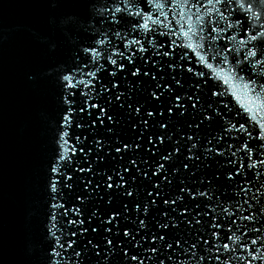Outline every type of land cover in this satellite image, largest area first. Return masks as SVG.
<instances>
[{"label": "snow or ice", "instance_id": "obj_1", "mask_svg": "<svg viewBox=\"0 0 264 264\" xmlns=\"http://www.w3.org/2000/svg\"><path fill=\"white\" fill-rule=\"evenodd\" d=\"M146 3L157 10L155 18L154 14L139 8L135 0H103L99 8L94 0H67L66 6L84 13L91 11L100 16V24L108 23L116 27L96 30L94 23H89L88 29H92L95 39L89 46H82L73 53L75 65L59 77L65 90L61 99L66 107L60 120L56 162L50 166L52 175L48 179V188L53 200L57 196L63 198L65 189L68 193L80 186L82 189L74 197L78 203L71 206L50 204V207L62 209V218L69 214L75 218L65 219V224L72 226L71 231L61 228V234L57 235L51 228L48 229L52 237L47 252L49 264H68V261L88 264L92 257L109 264L110 258L117 255L126 264L132 261L143 264L144 258L131 253L127 245L160 253L158 264H165V260H172L168 250L175 252L181 244H188L183 238L185 229L190 228L193 222L201 223L197 216L209 215L206 211L208 203L198 201V197L211 201L212 185L221 180L230 183L237 177H244L246 182L251 183L240 171L241 168H247L255 176L261 175L254 170L258 165L264 166V117L249 115L243 123L225 120L228 105L220 107L221 101L212 99L222 96V93L212 89L205 91V84L209 82L207 74L194 72L183 62L189 60V51H192L197 61L204 62L209 69L213 65L207 60L230 64L231 78L241 81L243 90L260 98L264 94V0H206V3L205 0H146ZM217 5H221L223 10ZM181 6V11L176 12V8ZM165 7H171L175 13L169 21L172 27H168L167 32L149 27L148 20L158 26L162 23L160 17L168 19ZM201 10L208 18L201 15ZM104 13L108 16L105 17ZM213 13L216 19L211 18ZM177 16L179 19H176ZM233 16L235 19L229 22ZM137 17L144 22L140 23ZM189 21L195 23L196 31H193V23ZM220 22H224L225 26L221 27ZM65 23L70 25L75 21L69 16ZM129 23V31H122L121 25ZM233 29L242 37L238 46L231 49L226 45L218 47L216 42L222 38L221 34ZM140 30L154 33L145 38L148 47L140 38L126 39L130 33ZM177 31L184 37H194L203 43H198L195 49L191 43L185 45L189 51L176 57L175 48L181 45L171 37H175ZM110 35L122 41V45L114 44ZM157 36L169 37L167 45L158 42ZM227 38L230 41L236 39L235 35ZM229 55H232L231 61ZM181 73H189L195 79ZM77 95L82 97L79 106L75 99ZM246 111L251 112L247 108ZM76 116L80 119L75 120ZM221 121L230 126L220 124ZM72 127L87 129L89 134H71ZM233 131L240 135L231 136ZM226 136L240 142L228 144L226 148L213 146L214 142L219 145ZM70 141L72 146L67 147ZM253 141L258 142L255 147L251 143ZM239 152H243L244 157L235 167L237 161L232 157ZM78 153L83 154L82 165H77L73 159ZM137 156L140 158L136 159ZM221 157L226 160L223 171ZM141 164L146 167L141 168ZM75 172H90L96 179L81 177L80 185H74ZM141 180L149 185V189L145 190L149 199L143 202L135 199L139 188L133 189V185ZM240 191L246 189L241 188ZM119 197L133 198L134 211L144 217L150 215L151 210H157L153 227L161 231L142 236L141 232L148 229V223L140 217H137L135 233L128 227L121 228V216L129 220L127 203H123L122 210L112 209L111 212L99 207L90 209L86 203L96 200L111 206ZM253 199L260 206L253 210L249 205L248 209H244L248 215H243L241 219L259 222V218L264 217V203L258 197L253 196ZM193 205L197 211L195 215H189ZM202 208L205 210L200 211ZM221 212L230 217L235 215L223 207ZM49 219L55 220L56 217L50 216ZM230 223L235 224L236 221L233 219ZM209 226L212 229L223 228L218 220ZM229 231L231 234L225 232L224 238L236 246L204 239L203 243L209 245L204 249L208 255H200L198 264L205 259L218 264H232L233 260L243 264H254L256 261L264 264V251L261 250L264 249V238L256 235L244 241L235 231ZM252 231L260 233L262 229L253 224ZM211 235L217 240L220 238L217 231H212ZM143 241L150 247H145ZM157 241L162 247L156 246ZM196 248L197 242L189 246L192 258L197 257ZM213 248L215 255L212 254ZM189 249L180 248V251L188 253ZM69 250L71 255H68ZM237 252L239 256L235 255Z\"/></svg>", "mask_w": 264, "mask_h": 264}, {"label": "water", "instance_id": "obj_2", "mask_svg": "<svg viewBox=\"0 0 264 264\" xmlns=\"http://www.w3.org/2000/svg\"><path fill=\"white\" fill-rule=\"evenodd\" d=\"M94 2L99 8L102 6L103 0H94ZM135 3L139 8L154 14L153 18L158 15L155 7L149 6L146 0H135ZM66 4L67 0L65 2L64 0H0V264H49L47 252L52 243V237L49 235L48 229L51 228L57 235L61 234V228H64L65 231L73 230L72 226L65 224V219L75 217L69 214L68 217L62 218L60 215L62 209L50 207V204L64 203L71 206L73 203H78L74 197L82 189V186L77 187L72 193H68V190L65 189L66 194L63 198L57 196L55 200L51 199L52 194L48 188V179L52 175L50 166L56 162L60 120L66 107L61 99L65 90L59 82V77L70 71L75 65L73 53L78 52L82 46H89L91 41L95 39L92 35V29H88L89 23H94L96 30H107L110 27L115 29L116 26H110L108 23L100 24L98 22L100 16L91 11L84 13L77 8L68 7ZM182 7H177L176 12L181 11ZM216 7L223 10L221 5ZM183 10L187 12L186 8ZM164 11L168 13V19L160 17L162 23L158 26L148 20L149 27L162 32H167L168 27H172L169 21L172 20L175 13L171 11V7H165ZM201 15L208 18L204 10H201ZM69 16L73 17L75 23L70 25L65 23ZM104 16L107 17L108 13H104ZM211 18L216 19L214 13ZM136 19L140 23L144 22L139 17ZM176 19L179 17L177 16ZM234 19L235 16L230 17L229 22ZM188 23H193V31H196L195 23L192 21ZM220 26L224 27V22H220ZM121 28L122 31H129L130 23L121 25ZM206 34L205 31L204 35ZM151 35L154 33H145L140 30L138 33H130L126 39L130 40L136 37L145 42V38ZM232 35H235V41H230L227 38ZM221 37L216 45L218 47L226 45L229 49L237 47L242 38L235 29L222 33ZM110 39L117 45L123 43L111 35ZM156 39L158 42L167 45L169 37L157 36ZM171 39H176L177 43L181 45L175 48L176 57L184 51H189L184 47L185 45L191 43L195 49L198 43H203L194 37H184L179 31ZM145 46L148 47L146 42ZM163 50L161 49V51ZM150 53L151 49L148 54ZM80 55L83 57L82 52ZM228 58L231 61L232 55H229ZM153 59L160 58L153 57ZM183 63L185 67H192L194 72L207 74L206 79L209 82L205 84V91L212 89L222 93V96L212 99L221 101V104L218 105L220 107L223 104L228 105V109L225 110V120L243 123L249 115L264 117V94L257 98V96L243 90L241 81L231 78L230 64H218L214 60H207V63L213 65V68L209 69L204 62L197 61L196 55L192 51H189V60ZM181 74L191 77L189 73ZM101 75L103 76V73ZM244 75L246 79L247 73ZM191 78L195 79V77ZM104 79L107 80L108 78L105 76ZM225 80L228 82L225 83ZM203 82L202 79L201 83ZM75 99L77 106H79L82 97L77 95ZM246 108L250 109L251 112L246 111ZM84 118L87 119V117ZM74 119L79 120L80 116H76ZM220 124L230 126L224 121H221ZM220 124L217 125V131L220 130ZM70 133L89 134L87 129L75 127L70 129ZM230 135L237 136L240 134L233 131ZM239 142L226 136L219 145L214 142L213 146L226 148L228 144L234 145ZM72 143L70 141L67 147H71ZM84 143H88V141H84ZM251 143L254 147L258 144L255 141ZM82 156V153H78L73 157L77 165L84 163ZM226 156H230V153H226ZM243 157V152L232 157L237 161L235 167L239 166ZM135 158L139 159L140 157ZM220 161L221 171H223L226 160L221 157ZM92 166L95 168L96 164L93 163ZM140 167L144 168L146 165L141 164ZM240 171L246 174L247 181H251V183L246 182L244 177H237L230 183L221 180L212 185L211 201L197 198L198 201L208 203L209 206L206 211L209 215L197 216L196 218L201 223L195 224L193 222L190 228L185 229L183 238L187 239L188 244H181L175 252L168 250L172 255V260H165V264H198L200 255H208L204 249L209 245L203 243L204 239L216 244L229 243L235 247L236 244L224 238L225 232L231 234L229 229L235 231V234L241 236L244 241L256 235L264 238V217H260L259 222L241 219L243 215H248L244 209H248L249 205L252 206L253 210L260 206L253 199V196L258 197L261 203H264V166L258 165L257 169L254 170L259 171L260 176L253 175V172L247 168H241ZM124 175L128 176L127 173ZM81 177L96 179V177H92L90 172H75L72 183L80 185ZM137 187L139 192L135 199L142 202L147 201L149 198L146 196L145 190L149 189V185L141 180L133 185L134 190ZM241 188L246 189V191H240ZM86 203L90 209L99 207L106 212H111L112 209L122 210L123 203H127L129 220L126 221L121 216V228L128 227L130 231L135 233L138 227L137 217H140L146 219L148 223V229L141 232L142 236L161 231L153 227L155 223L153 217H157V210H151L150 215L144 217L142 213L134 211L133 198H116L111 206H108L106 202L96 200ZM161 207L163 206L161 205ZM221 207L226 208L228 213L235 215L230 217L228 214L222 213ZM204 210L203 208L200 209V211ZM196 211L194 205L191 206L189 215H195ZM50 216H55L56 219L50 220ZM213 217L217 219H213ZM233 219L236 221L235 224L230 223V220ZM217 220L223 225L222 229H212L209 226L216 223ZM253 224L255 227L261 228L262 231L260 233L253 232ZM212 231H217L220 234L218 240L212 237ZM200 237L202 239H199ZM193 242H197V248L194 250L197 253L196 258H192L190 255L192 250L189 249V246ZM142 243L145 247H150L146 241ZM156 246L162 247L161 242L157 241ZM127 247L131 253H136L144 258L143 264H158L160 253L146 252L144 248L134 249L131 245H127ZM180 248L189 249V251L183 253ZM261 250L264 251V249ZM167 254L165 253V255ZM212 254H216L214 248ZM68 255H71V250H69ZM235 255L239 256L240 253L237 252ZM72 259L75 260V257ZM57 260L59 261L60 258L58 257ZM68 264H72V262L68 261ZM88 264H103V261L92 257ZM109 264H126V261L117 255L110 258ZM131 264H137V262L132 261ZM199 264H218V262L205 259L199 261ZM232 264H243V262L233 260ZM254 264H261V262L256 261Z\"/></svg>", "mask_w": 264, "mask_h": 264}]
</instances>
